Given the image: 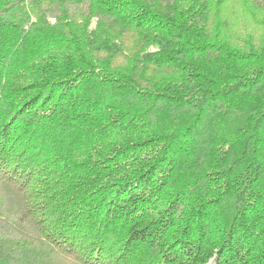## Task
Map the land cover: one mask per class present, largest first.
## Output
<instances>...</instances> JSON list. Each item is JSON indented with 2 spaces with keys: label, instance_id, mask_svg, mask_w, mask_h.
Here are the masks:
<instances>
[{
  "label": "trees",
  "instance_id": "1",
  "mask_svg": "<svg viewBox=\"0 0 264 264\" xmlns=\"http://www.w3.org/2000/svg\"><path fill=\"white\" fill-rule=\"evenodd\" d=\"M0 0V264H264V0Z\"/></svg>",
  "mask_w": 264,
  "mask_h": 264
},
{
  "label": "rangeland",
  "instance_id": "2",
  "mask_svg": "<svg viewBox=\"0 0 264 264\" xmlns=\"http://www.w3.org/2000/svg\"><path fill=\"white\" fill-rule=\"evenodd\" d=\"M250 5L243 0H228L221 9V19L225 18L234 33L241 29H253L252 16L250 15Z\"/></svg>",
  "mask_w": 264,
  "mask_h": 264
}]
</instances>
